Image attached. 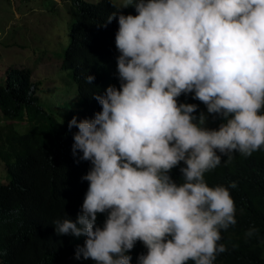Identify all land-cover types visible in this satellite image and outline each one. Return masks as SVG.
Wrapping results in <instances>:
<instances>
[{"label": "trees", "instance_id": "16d2710c", "mask_svg": "<svg viewBox=\"0 0 264 264\" xmlns=\"http://www.w3.org/2000/svg\"><path fill=\"white\" fill-rule=\"evenodd\" d=\"M69 1V117L0 79V264H264V0Z\"/></svg>", "mask_w": 264, "mask_h": 264}, {"label": "rangeland", "instance_id": "374dc122", "mask_svg": "<svg viewBox=\"0 0 264 264\" xmlns=\"http://www.w3.org/2000/svg\"><path fill=\"white\" fill-rule=\"evenodd\" d=\"M113 1L121 8L143 2ZM71 6L69 0H0V79L10 68L32 70L33 82L41 84L38 90L41 103L61 118H68L67 107L79 100L76 86L69 83L68 71L62 68L72 20ZM206 113L204 109L201 121L208 128ZM202 136L207 135L202 133ZM5 181L7 174L0 163V182ZM79 256L81 252L73 264L81 263L77 262Z\"/></svg>", "mask_w": 264, "mask_h": 264}, {"label": "clouds", "instance_id": "9594fccd", "mask_svg": "<svg viewBox=\"0 0 264 264\" xmlns=\"http://www.w3.org/2000/svg\"><path fill=\"white\" fill-rule=\"evenodd\" d=\"M87 3H90V4H92V2H89V1H86ZM94 4H96L97 2H93ZM140 5V4H139ZM138 6V5H137ZM133 7H135V6H133ZM121 8V7H120ZM128 8H131V7H128ZM62 65H63V63H62ZM69 83H70V81H69ZM222 92V94H226V93H224L223 91H221ZM203 110H204V107H203V109H202V112H203ZM201 115H202V113H201ZM206 115L210 118V111H207V113H206ZM201 128H202V130H201V133H203V134H206L207 133V131H208V129L210 128V127H205L203 124H201ZM178 226V224L177 223H174V227H177ZM90 237H88V240L86 241V242H84V244L81 246V247H83L82 248V250L81 251H77L74 255H71L70 257H68V258H66L65 260H63V261H61V262H59V263H55V264H63L64 262H67L68 264H73L74 263V261H75V259L78 257V255L80 254V252H81V256H79L81 259V261L82 262H84V260L86 259V260H88L89 259V257L91 256V249H90V251L88 252L87 250H86V244H92V241L89 239ZM80 260L79 261H77V262H80ZM85 260V261H86Z\"/></svg>", "mask_w": 264, "mask_h": 264}]
</instances>
